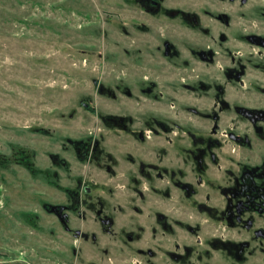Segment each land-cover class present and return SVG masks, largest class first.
<instances>
[{
  "label": "flooded vegetation",
  "instance_id": "af4514ba",
  "mask_svg": "<svg viewBox=\"0 0 264 264\" xmlns=\"http://www.w3.org/2000/svg\"><path fill=\"white\" fill-rule=\"evenodd\" d=\"M115 5L110 103L66 137L78 161L50 154L49 233L91 264H264V0Z\"/></svg>",
  "mask_w": 264,
  "mask_h": 264
},
{
  "label": "rangeland",
  "instance_id": "374dc122",
  "mask_svg": "<svg viewBox=\"0 0 264 264\" xmlns=\"http://www.w3.org/2000/svg\"><path fill=\"white\" fill-rule=\"evenodd\" d=\"M117 2L0 0V264H91L49 233L55 216L40 201L64 197L65 170L50 154L78 161L66 137L92 127L85 104L110 103L98 83L109 84V54L126 46Z\"/></svg>",
  "mask_w": 264,
  "mask_h": 264
}]
</instances>
